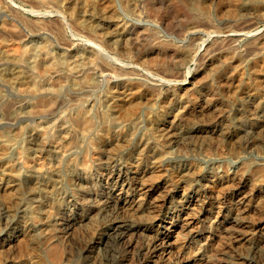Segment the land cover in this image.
Wrapping results in <instances>:
<instances>
[{
	"label": "rangeland",
	"instance_id": "1",
	"mask_svg": "<svg viewBox=\"0 0 264 264\" xmlns=\"http://www.w3.org/2000/svg\"><path fill=\"white\" fill-rule=\"evenodd\" d=\"M111 2L112 12L104 6L106 0H6L0 6V30L3 22L9 23V29L0 31V42L3 45L0 46V138L2 136L3 139L5 136L3 141L9 144L7 151L10 154H7L11 160H16L20 151L25 152L29 158L38 154L36 148H40L37 144H39L40 131L45 130L43 128L47 130L45 135L50 136H47L42 150V154L49 157L47 167L39 174H28L20 180L16 179L13 182L16 185L9 190V193L0 187V207L8 202L11 208L7 214L5 211L1 212L0 208V241L6 237L3 246L5 249L0 246V264H32L33 262L35 264L38 260L43 264H169L180 257L193 258L195 264H245L250 257L251 259L255 257L257 250L255 248L262 246L259 244L261 236L264 235V185H262L264 180H261L264 178V63L261 65L264 62L262 60L264 59V0H112ZM122 27L128 33L121 31ZM95 28L105 32H114L116 29L115 33H117L115 35L112 33L110 36L118 41L115 40L112 48L109 47L105 39L94 33ZM130 39L134 41L136 39V42ZM122 42L129 43L130 51L119 64L122 63V66L124 64L126 72L132 70L131 73L115 72L114 76L111 71L93 66L94 68L89 70L93 71L99 80L86 82L83 73L78 80L75 72L71 71V73L68 69L76 55H83L85 51L94 48L96 52L99 51L97 56L99 60L102 59L100 61L108 59L113 65L116 63L115 58H111L115 50L113 47L122 46ZM26 45L32 48V54L29 53L32 56L18 57L21 58L20 61L6 56L7 48L9 51L11 47L17 46L19 54L29 48ZM184 46L199 50L202 57L186 65H167L165 58H169V55L172 58L171 54L175 55L176 50ZM12 52L15 51L12 49ZM40 52L41 54L45 52V55H40ZM49 55L53 56L55 61L60 58L61 62L67 61L64 62L66 69L59 70L60 72L55 70L54 65L50 64ZM137 55L139 58L136 57ZM38 56L46 58L44 60L47 64L46 74L30 68L29 61ZM151 56L162 60L149 61ZM232 56L240 60L235 57L233 59ZM210 58L213 59L212 66L209 65ZM240 62L242 63L239 65L235 64ZM230 66H239V75L241 74V78L237 75L236 80L240 79L233 83L234 87L233 85L227 87L222 81ZM17 70L24 74L19 75L16 73ZM99 71L101 73L97 75ZM29 73L34 75L36 81L38 80L37 84L41 86L39 91L23 89L26 87L25 79ZM74 80L82 82L84 86L73 84ZM163 80L165 85L154 86V82L159 84L158 82L163 83ZM113 82L117 86L113 88L114 90L111 88ZM249 83L253 86L251 87ZM180 85L185 88L183 91L175 95L168 94V89L173 90ZM122 92H129L132 93L130 95L137 97L140 101L139 107L126 105L123 109L120 107L117 109L115 103L119 97L114 94L118 95ZM33 102L38 106L33 105ZM87 106L88 109L91 106L90 111L92 115L94 114L95 129L93 128L92 132L86 135L87 137L82 138L72 126L70 118L81 108L86 110ZM175 115L179 116L177 119L180 118L179 122L177 121L179 124L177 128L170 125V120ZM186 117L189 119L188 122ZM161 123H163L164 135L169 139L166 143L155 138L156 129ZM67 125L68 129H66ZM193 127H200L201 133L191 131ZM66 135L68 138L72 137L69 141H74L75 137H78V140L65 149L67 152L64 157H59L54 154L53 146ZM221 136L222 139H219ZM51 142L54 143L50 144ZM95 150L98 152L96 153ZM87 157L90 163L85 169L82 163ZM1 164L0 162V184L3 185L8 178H12L3 171L4 163ZM112 168L115 169L117 176L110 179L106 172ZM146 168L147 170H144ZM150 169H156L152 172L153 175L155 174L153 180L163 183L155 189L153 196L159 199L168 195L170 198V202L168 201L162 208L164 210L162 216H168L169 221L177 220L180 225L183 218L180 216L190 205L187 202L189 196L184 194L185 189L180 190L179 187L181 184L186 187L187 182L185 183L184 180L189 179V183H195L199 189L194 192L192 198H196L197 201L192 209H188L191 213L189 215L194 219L184 228L186 230L182 228L177 229V232L173 230L169 240L171 250L168 248L170 251L168 254L162 249L163 244L160 239L162 236L158 235L159 221L154 222V227L157 228L133 236L132 239L136 242L134 246L129 247L121 242L120 228L115 231L118 236L113 231L100 244L99 238L105 234L104 231H108L109 224L113 220H124L122 223L124 225L127 222L131 223L130 225H138L151 215V212L147 213L150 211L149 208L145 211L148 215L143 214L144 216H139L140 211L135 214L127 208L130 214L125 212V207L117 197L122 195L121 197L125 198L135 194L134 182L143 172L147 171L146 173L151 176L152 173H148ZM125 171L127 182L123 183L120 182L118 175L125 174ZM225 171H229L232 177L228 179L222 177ZM146 173L145 176H148ZM84 174L87 175V179L79 181ZM120 187H123L122 190ZM77 197H85L87 200V206L84 204L85 207L83 206L78 212L74 204ZM118 204L120 207L114 206ZM88 207L90 209L94 207L92 213L91 210L87 212ZM57 212L61 218L57 216ZM231 216L233 218L236 216L235 218L239 220H236L234 225L223 226V221L233 219ZM67 221H74L76 226L71 225L68 229ZM147 221L149 220L144 222ZM62 226L67 227L65 228L67 231H63ZM66 232H70L67 234L69 236H65ZM157 241L161 242V245ZM8 244L11 245L7 247ZM52 244H57L61 249L59 260L54 258V248L50 249ZM261 250L264 258V245Z\"/></svg>",
	"mask_w": 264,
	"mask_h": 264
},
{
	"label": "bare ground",
	"instance_id": "2",
	"mask_svg": "<svg viewBox=\"0 0 264 264\" xmlns=\"http://www.w3.org/2000/svg\"><path fill=\"white\" fill-rule=\"evenodd\" d=\"M91 1V0H90ZM112 0H106V5H104V6H106V9L110 12L111 10L113 11V8H112V2H111ZM3 2H6V0L4 1H2V0H0V6L3 4ZM10 2V1H9ZM241 2V1H240ZM239 3V2H238ZM248 3V2H247ZM114 4V3H113ZM200 4V3H199ZM235 4H236V1H235ZM243 4V3H242ZM7 6V5H6ZM93 6V5H92ZM242 6V5H241ZM86 7V6H85ZM183 7V6H182ZM13 8V7H12ZM233 8V7H232ZM242 8V7H241ZM91 10V9H90ZM84 11V10H83ZM106 11V10H105ZM111 11V12H112ZM15 12V11H14ZM85 12V11H84ZM107 13V12H106ZM187 14H189V13H187ZM255 14V13H254ZM257 14V13H256ZM18 16H20V15H18ZM89 16V15H88ZM106 16V15H105ZM112 17V16H111ZM19 18V17H18ZM56 18V17H55ZM109 18V17H108ZM11 19V18H10ZM27 19V18H26ZM122 20V19H121ZM23 21V20H22ZM96 22V21H95ZM103 22V21H102ZM118 22V21H117ZM49 23V22H48ZM55 23V22H54ZM112 24V23H111ZM115 24H116V22H115ZM118 24V23H117ZM121 24V23H120ZM21 25V24H20ZM29 25V24H28ZM40 25V24H39ZM41 25L43 26V24L41 23ZM123 25V24H122ZM12 26H13V24H12ZM44 26H46V25H44ZM117 26V25H116ZM119 26V25H118ZM41 27V26H40ZM115 27V26H114ZM123 27H124V25H123ZM122 27V30L121 31H123L124 30V28ZM125 27H126V24H125ZM242 27V26H241ZM16 28H17V26H16ZM19 28V27H18ZM37 28V27H36ZM45 28V27H44ZM53 28V27H52ZM97 28V27H96ZM94 29V33L97 35V36H101L102 37V39H105V41L107 42V44H108V46L109 47H111L112 45H114L115 44V40H117V39H115V40H113V38H115V37H113V36H110L112 33H113V35H115L116 33H115V30H114V32L113 31H99V30H97V29ZM117 28V27H116ZM7 30V29H9V23L7 22L6 23V21L5 22H3V24H2V27H1V30ZM78 29V28H77ZM100 29V28H99ZM105 29V28H104ZM109 29V28H108ZM107 28H106V30H108ZM118 29V28H117ZM119 29H121V28H119ZM126 29V28H125ZM0 30V31H1ZM15 30V29H14ZM111 30H113V29H111ZM128 30V29H127ZM26 31V30H25ZM124 31H126V30H124ZM9 32H11V31H9ZM119 32V31H118ZM131 32V31H130ZM195 32V31H194ZM238 32V31H237ZM121 33H123V32H121ZM126 33H128L127 31H126ZM133 33V32H132ZM120 36H121V34H119ZM193 35V34H192ZM195 35V34H194ZM261 35V34H260ZM24 36V35H23ZM134 36V35H133ZM133 36H131V37H133ZM100 37V38H101ZM122 37V36H121ZM120 37V38H121ZM126 37V36H125ZM128 37V36H127ZM194 37V36H193ZM231 37V36H230ZM4 38V37H3ZM18 38V37H17ZM16 38V39H17ZM119 38V37H118ZM130 38V37H129ZM136 38V37H135ZM19 39V38H18ZM232 39V38H231ZM11 40V39H10ZM98 40V39H97ZM130 40H132V39H130ZM15 41V40H14ZM118 41V40H117ZM121 41H122V39H121ZM132 41H134V40H132ZM8 42V41H7ZM102 42V41H101ZM125 42H127L126 40H125ZM136 42V39H135V41H134V43ZM194 42V41H193ZM223 42V41H222ZM230 42V41H229ZM13 43V42H12ZM123 43V42H122ZM133 43V44H134ZM8 44V43H7ZM97 44V43H96ZM106 44V45H107ZM125 44V45H124ZM130 44H131V42H130ZM220 44V43H219ZM2 45V42H0V46ZM30 45V44H29ZM36 45V44H35ZM38 45H40V43L38 44ZM95 45V44H94ZM102 45V44H101ZM3 46V45H2ZM27 47H29L28 45H26ZM248 46H250V45H248ZM255 46V45H254ZM260 46V45H259ZM15 47V48H14ZM90 47V46H89ZM187 47H188V45H187ZM262 47V46H261ZM18 48L19 47H17V46H13V47H11V49L8 51V48H7V57L9 58V56L11 57V58H13L14 60L15 59H19L18 57H29L31 54H32V48H27L26 50H23L22 52H20L19 54H18V52L17 51H19L18 50ZM24 48V47H23ZM39 48V47H38ZM44 48V47H43ZM91 48H92V46H91ZM96 48H97V46H96ZM101 48V47H100ZM112 48V47H111ZM135 48V47H134ZM230 48V47H229ZM254 48V47H253ZM12 49H13V51H15L14 53L12 52ZM20 49H22V48H20ZM108 49H110V48H108ZM113 49H115L114 50V52H115V54H114V52L112 53L113 55L111 56V58L113 57V58H115V60H116V63L115 64H113L112 65V63H110V60L108 61V59L107 60H104V61H100V60H102V59H98V54H99V51L98 52H96L95 51V48H94V50H87V51H85L84 52V54L83 55H79V56H77L75 53V55H76V57H75V59H74V61H73V63H72V65H71V67L70 68H68L69 70H70V72L72 71V72H75V74L77 75V78L78 77H80L81 76V74L83 73V77H85V79H87V81L86 82H91V81H98L99 79H97V77H95V75H94V73H93V71L92 72H90V70H89V68L91 69L93 66L95 67V66H98L99 68H101V70H106V71H111V73L113 72V74L115 73V72H119V74H121V73H127L126 71H124V70H126V68H124V64H123V66H122V63L121 64H119L120 62H122V58H124V56L125 55H127V54H129V51H130V47H129V43H123V45L122 46H114L113 47ZM36 50H38V49H35V51ZM112 50V49H111ZM235 50V49H234ZM49 51V50H48ZM104 51H106V50H104ZM108 51V50H107ZM134 51V50H133ZM204 51H206V50H204ZM210 51V50H209ZM217 51V50H216ZM228 51V50H227ZM34 52V51H33ZM162 52V51H161ZM174 52V51H173ZM247 52V51H246ZM29 53H31V54H29ZM35 53V52H34ZM45 53V52H44ZM44 53H42V54H44ZM47 53H49V52H47ZM102 53V52H101ZM146 53V52H145ZM172 53V52H171ZM211 53H212V51H211ZM214 53V52H213ZM228 53V52H227ZM1 54H3V53H1ZM17 54V55H16ZM37 54V53H36ZM41 54V52H40V55H42ZM106 54V53H105ZM104 54V55H105ZM135 54V53H134ZM201 52L199 51V50H196V49H191V47H189V48H186V46H184V48H181V49H178V50H176V54L174 55V54H171L172 55V58L170 57V55H169V58H165V59H167V60H165V62H166V64L167 65H172V66H176V65H186V63H188V62H193V61H196L199 57H202L201 55ZM203 54V53H202ZM18 55H20V56H18ZM45 55V54H44ZM47 55V54H46ZM131 55V54H130ZM163 55V54H162ZM205 55V54H204ZM210 55V54H209ZM224 55V54H223ZM228 55V54H227ZM32 56V55H31ZM43 56V55H42ZM55 56V55H54ZM167 56V55H166ZM230 56V55H229ZM239 56V55H238ZM45 57H47V56H45ZM57 57V56H56ZM60 57H62L63 58V56H60ZM101 57V56H100ZM128 57V56H127ZM137 58H139L138 57V55L136 56ZM147 57V56H146ZM163 57H164V55H163ZM168 57V56H167ZM224 57H225V55H224ZM223 57V58H224ZM233 57H235V56H232V58ZM245 57V56H244ZM3 58V57H2ZM49 61H50V64L51 65H54V67L56 68L55 70H57V71H61L62 69H66V67H65V65H64V62L65 63H67V61H64V62H61V58L60 59H58L57 61H55V59H54V57L53 56H51V55H49ZM143 58V57H142ZM171 58V59H170ZM204 58V57H203ZM212 58V57H211ZM211 58L209 59V60H211ZM215 58V57H214ZM219 58H221V56H219ZM225 58H227V59H229L227 56L225 57ZM236 58V57H235ZM235 58H233V59H235ZM21 59V58H20ZM20 59H19V61H20ZM23 59V58H22ZM141 59V58H140ZM149 61H157V60H159L160 58H158V57H152L151 56V58L149 57ZM237 59V58H236ZM239 59V58H238ZM237 59V60H238ZM25 60V59H24ZM29 60V59H28ZM44 60H46V58L44 59L43 57H41V56H38V57H36L34 60H33V58L31 59V61H29V65H30V68L31 69H35V71H38V72H40L41 74L44 72L45 73V71L47 70V64L45 63V61ZM113 60V59H112ZM111 60V61H112ZM160 60H162V58L160 59ZM164 60V59H163ZM204 60V59H203ZM237 60H236V62H237ZM240 60V59H239ZM238 60V61H239ZM253 60V59H252ZM262 60H264V59H262ZM22 61V60H21ZM136 61V60H135ZM199 61V60H198ZM217 61V60H216ZM225 61V60H224ZM255 61V60H254ZM47 62V61H46ZM113 62V61H112ZM202 62V61H201ZM210 62V64L209 63H207V64H209V65H211L212 63H213V59L211 60V61H209ZM226 63H227V61H225ZM224 62V63H225ZM80 63H81V65H84L85 64V66H81L80 65ZM242 62H240V63H235V64H241ZM263 63L264 62H262V64L261 65H263ZM17 64V63H16ZM69 64V63H68ZM221 64H222V62H221ZM227 64H229V63H227ZM226 64V65H227ZM231 64V63H230ZM234 64V63H233ZM232 64V65H233ZM24 65H26V64H24ZM50 65V66H51ZM78 65H80V66H78ZM146 65V64H145ZM225 65V64H224ZM255 65V64H254ZM16 66V65H15ZM49 66V67H50ZM69 66V65H68ZM208 66V65H207ZM212 66V65H211ZM222 66V65H221ZM258 66V65H257ZM20 67V66H19ZM48 67V68H49ZM53 67V66H52ZM93 67V68H94ZM138 67H140V66H138ZM216 67V66H215ZM238 67L239 66H230V69L226 72V70H225V72H226V74H225V76H224V78L222 79V81H224L223 82V85H225V86H227V87H232V85H233V83L235 82V81H239V79L241 78L240 76H241V74L239 75V69H238ZM240 67H244L243 65L241 66L240 65ZM254 67V66H253ZM263 67V66H262ZM14 68H16V67H14ZM116 68H118V69H116ZM136 68V67H135ZM222 68V67H221ZM52 69V68H51ZM96 69V68H95ZM132 69H134V68H132ZM172 69V68H171ZM222 69H224V68H222ZM226 69V68H225ZM69 70H67V71H69ZM82 70H84L83 72H82ZM88 70V71H87ZM242 69H240V71H241ZM254 71H255V69H253ZM258 70H259V68H258ZM257 69H256V71H258ZM262 69H260V71H261ZM16 71V70H15ZM59 71V72H60ZM132 71V70H131ZM131 71H129L130 73H131ZM134 71V70H133ZM139 71V70H138ZM168 71V70H167ZM167 71H166V74H167ZM170 71V70H169ZM224 71V70H223ZM248 71V70H247ZM55 72V71H54ZM63 72V71H62ZM71 72V73H72ZM104 72V71H103ZM128 72V73H129ZM213 72V71H212ZM242 72V71H241ZM244 72H246V71H244ZM263 72V71H262ZM16 73H18L19 75H23L24 73H22L21 74V72L19 71V70H17V72ZM33 73V72H32ZM32 73H29L27 76H26V79H25V84H26V87H24L23 89H25V90H27V91H39L41 88V86H40V84L38 85L37 84V81L34 79V75L32 74ZM65 73V72H64ZM67 73V72H66ZM99 73H101L100 71L98 72V74L97 75H100ZM105 73V72H104ZM103 73V74H104ZM107 73V72H106ZM133 73H135V72H133ZM132 73V74H133ZM172 73V72H171ZM259 73V72H258ZM261 73V72H260ZM46 74V73H45ZM112 74V75H113ZM116 74H118V73H116ZM243 74V73H242ZM246 74V73H245ZM255 74V73H254ZM257 74V73H256ZM261 74H263V73H261ZM167 75H169V73L167 74ZM237 75L240 77H238L239 79L238 80H236V77H237ZM64 76V75H63ZM114 76H115V74H114ZM118 76V75H117ZM121 76V75H120ZM223 76V75H222ZM250 76V75H249ZM21 77V76H20ZM82 77V78H83ZM125 77V76H124ZM243 77H245V76H243ZM243 77H242V80H244L243 79ZM257 77H259V76H257ZM40 78V77H39ZM118 78V77H117ZM254 78V77H253ZM256 78V77H255ZM261 78V77H260ZM260 78H259V80H260ZM49 79H51V78H49ZM80 78H78V80H79ZM221 79V78H220ZM219 79V80H220ZM40 80H42V79H40ZM55 80V79H54ZM60 80V79H59ZM64 80V79H63ZM165 80V79H164ZM164 80H163V83L162 82H158L159 84H157V83H155L154 82V86H157V85H165L164 84ZM172 80V79H171ZM210 80H211V78H210ZM241 80V81H242ZM251 80V79H250ZM256 80V79H255ZM258 80V79H257ZM83 81V80H82ZM121 81V80H120ZM161 81V80H160ZM166 81V80H165ZM217 81V80H216ZM245 81V80H244ZM252 81H254V80H252ZM16 82H18V81H16ZM20 82V81H19ZM41 82V81H40ZM84 82V81H83ZM122 82V81H121ZM204 82V81H203ZM221 82V81H220ZM262 82V81H261ZM23 83V82H22ZM52 83V82H51ZM73 83V82H72ZM82 82H78V81H75L74 80V83L73 84H75V85H79V87H80V85H82L81 84ZM85 83V82H84ZM114 83V82H113ZM113 83H111V85L113 84ZM118 83V82H117ZM116 83V84H117ZM128 83V82H127ZM138 83V82H137ZM236 83V82H235ZM247 83V82H246ZM53 84V83H52ZM212 84V83H211ZM219 84V83H218ZM222 84V83H221ZM239 84V83H238ZM253 84V83H252ZM261 84V83H260ZM115 85V83L113 84V86L111 87L112 89L114 88L115 89V87H117L116 85ZM125 85V84H124ZM123 85V86H124ZM138 85V84H137ZM140 85V84H139ZM153 85V84H152ZM196 85V84H195ZM249 85H250V83H249ZM262 85V84H261ZM264 85V84H263ZM62 86V85H61ZM60 86V87H61ZM82 86H84V85H82ZM127 86V85H126ZM150 86V85H149ZM153 86V87H154ZM205 86V85H204ZM224 86V87H225ZM235 85H233V87H234ZM251 86V85H250ZM250 86H249V89H251L250 88ZM253 86V85H252ZM251 86V87H252ZM255 86V85H254ZM22 87V86H21ZM136 87V86H135ZM162 87V86H161ZM222 87V86H221ZM243 87V86H242ZM245 87V86H244ZM243 87V88H244ZM248 87V86H247ZM55 88V87H54ZM78 88V87H77ZM82 88V87H81ZM110 88V89H111ZM143 88V87H142ZM174 88V87H173ZM254 88V87H253ZM252 88V89H253ZM256 88V87H255ZM57 89V88H56ZM113 89V90H114ZM118 89V88H117ZM130 89V88H129ZM133 89V88H132ZM136 89V88H135ZM152 89V88H151ZM185 88L182 86V85H180V87H177V88H175V89H173V90H171V89H168V94H172V95H175V94H178L179 92H181V91H183ZM87 90V89H86ZM107 90V89H106ZM149 90H150V88H149ZM187 90V89H186ZM221 90H223V89H221ZM260 90V89H259ZM65 91V90H64ZM127 91H129L130 92V90H127ZM152 91V90H151ZM157 91V90H156ZM165 91V92H166ZM206 91H208V90H206ZM235 91V90H234ZM128 92V93H129ZM135 92V91H134ZM226 92H228V91H226ZM225 92V93H226ZM264 92V91H263ZM36 93V92H35ZM86 93V92H85ZM114 93V92H113ZM120 93V92H119ZM118 93V95H115L114 94V96H118L119 98L116 100V102L117 103H115V104H117V106H118V108L117 109H120V108H122L123 109V107L124 106H126V105H129L130 107L132 106V107H135V106H138L139 104H140V101H139V99L137 100V97H135V96H133V95H130V94H132V93H125V92H122V94H119ZM147 93V92H146ZM156 93V92H155ZM209 93V95H210V92H208ZM234 93V92H233ZM232 93V94H233ZM243 93V92H242ZM37 94V93H36ZM167 94V93H166ZM181 94V93H180ZM231 94V93H230ZM255 94V93H254ZM24 95V94H23ZM144 95V94H143ZM182 95H184L183 94V92H182ZM191 95V94H190ZM206 95H208V94H206ZM212 95V94H211ZM217 95V94H216ZM257 95V94H256ZM37 96H38V94H37ZM39 96H42V95H39ZM111 96H112V94H111ZM110 96V97H111ZM139 96V95H138ZM141 97H142V95H140ZM145 96V95H144ZM194 96V95H193ZM192 96V97H193ZM226 96V95H225ZM56 97V96H55ZM181 97V96H180ZM191 97V98H192ZM196 98H197V95L195 96ZM199 97V96H198ZM208 97V96H207ZM213 97V96H212ZM231 97L233 98V95H231ZM67 98V97H66ZM114 98H116V97H114ZM140 98V97H139ZM229 98H230V96H229ZM49 99H51V98H49ZM55 99V98H54ZM165 99V98H164ZM201 99V98H200ZM233 99H235V98H233ZM45 100V99H44ZM112 100V99H111ZM114 100V99H113ZM192 100H193V98H192ZM196 100V99H195ZM229 100V99H228ZM232 100V99H231ZM247 100V99H246ZM252 100V99H251ZM46 101V100H45ZM51 101V100H50ZM103 101V100H102ZM108 101V100H107ZM199 101V100H198ZM220 101V100H219ZM232 101H234V100H232ZM241 101V100H240ZM52 102V101H51ZM50 102V103H51ZM98 102V101H97ZM160 102V101H159ZM224 102V101H223ZM228 102V101H227ZM34 103V102H33ZM39 103H42L43 104V102H39ZM46 103V102H45ZM49 103V104H50ZM114 103V102H113ZM195 103V102H194ZM205 103H207V102H205ZM204 103V104H205ZM36 104H37V101H36ZM42 104H39V105H42ZM47 104V103H46ZM52 104V103H51ZM67 104V103H66ZM82 104V103H81ZM86 104H88V102L86 103ZM90 104V103H89ZM96 104V103H95ZM251 104H252V102H251ZM33 105H35V103L33 104ZM32 105V106H33ZM55 105V104H54ZM92 105V104H91ZM94 105V104H93ZM199 105V104H198ZM242 105V104H241ZM23 106V105H22ZM30 106V105H29ZM36 106V105H35ZM38 106V105H37ZM36 106V107H37ZM53 106V105H52ZM51 106V107H52ZM101 106V105H100ZM191 106V105H190ZM204 106V105H203ZM220 106V105H219ZM221 106H223V105H221ZM35 107V108H36ZM42 107V106H41ZM44 107H45V105H44ZM43 107V108H44ZM48 107V106H47ZM57 107V106H56ZM115 107V106H114ZM120 107V108H119ZM139 107V106H138ZM150 107V106H149ZM196 107V106H195ZM202 107V106H201ZM201 107H199V108H201ZM32 108V107H31ZM39 108V107H38ZM61 108V107H60ZM137 108V107H136ZM198 108V109H199ZM214 108V107H213ZM202 109H203V107H202ZM224 109V108H223ZM253 109H255L254 107H253ZM252 109V110H253ZM75 110H77V109H75ZM91 110V106H90V108L88 109V106H87V108H86V110H82V108L77 112V114H75L72 118H70V120H71V122H72V126L73 127H75V130L76 131H78V134L80 133V135L82 136V138H84V136H86V135H88L89 133H91L92 132V130H93V128H94V126H95V122H94V114L92 115V112L90 111ZM193 110H194V107H193ZM34 111H36L37 112V110H34ZM53 111V110H52ZM61 111V110H60ZM70 111V110H69ZM68 111V112H69ZM121 111V110H120ZM173 111V110H172ZM187 111V110H186ZM192 111V110H191ZM198 111V110H197ZM200 111V110H199ZM256 111V110H255ZM38 112H40V111H38ZM37 112V113H38ZM42 112V111H41ZM194 112V111H193ZM196 112V111H195ZM194 112V113H195ZM207 112V111H206ZM257 112V111H256ZM27 113V112H26ZM127 114H128V112H126ZM253 113V112H252ZM264 113V112H263ZM29 114V113H28ZM53 114V113H52ZM99 114V113H98ZM118 114V113H117ZM204 114V113H203ZM38 115V114H37ZM104 115V114H103ZM174 115V114H173ZM177 115V114H176ZM176 115L173 117V119L172 120H170V125H173V127L175 126L176 128L179 126V124L177 123V121H178V119L180 120V118H178L177 119V117H179V116H177L176 117ZM196 115H198V114H196ZM195 115V116H196ZM217 115V114H216ZM250 115H253V114H250ZM10 116V115H9ZM96 116V115H95ZM182 116V115H181ZM253 116H255V115H253ZM71 117V116H70ZM131 117V116H130ZM138 117V116H137ZM239 117V116H238ZM237 117V118H238ZM256 117V116H255ZM259 117V116H258ZM133 118V117H132ZM187 119H186V122H188V117H186ZM191 118V117H190ZM251 118V117H250ZM139 119V118H138ZM193 119V118H192ZM195 119H197V118H195ZM262 119V118H261ZM55 120V119H54ZM65 120V119H64ZM191 120V119H190ZM225 120V119H224ZM244 120V119H243ZM56 121V120H55ZM117 121V120H116ZM216 121V120H215ZM227 121V120H226ZM179 122V121H178ZM190 122V121H189ZM56 123V122H55ZM65 123V122H64ZM99 123V122H98ZM160 123V122H159ZM165 123V122H164ZM198 123V122H197ZM253 123V122H252ZM190 124V123H189ZM192 124V123H191ZM48 125H49V123H48ZM56 125V124H55ZM101 125H103V124H101ZM194 125H195V123H194ZM185 126V125H184ZM187 126V125H186ZM185 126V127H186ZM192 126V125H191ZM201 126V125H200ZM22 127H23V125H22ZM100 127V126H99ZM170 127V126H169ZM185 127H184V129H185ZM188 127V126H187ZM245 127V126H244ZM262 127H263V125H262ZM54 128V127H53ZM165 128H168V127H165ZM176 128H173V129H176ZM183 128V127H182ZM200 128V127H199ZM198 127H193V128H191V131H196V133H201V130L199 129ZM223 128V127H222ZM226 128V127H225ZM4 129V128H3ZM31 129V128H30ZM43 129H45V130H43V131H40V138H39V144H37V145H39V147L40 148H36V152H38V154H36V155H34V156H32V157H28V156H26L25 155V152H22V151H20V154H19V157H17V159L16 160H11L10 158H9V155L7 154V153H9L7 150H9L8 149V146H7V144H8V142H4L3 141V139L5 138V136H3L4 138L3 139H1L2 138V136H1V138H0V162L3 164L4 163V165H3V168H4V172H7L6 174L7 175H9V177H11L12 179H10V178H8V180L7 179H5V183L3 184V185H1L0 187H1V189H3V191H6V192H8L9 193V190L10 189H12V188H14L15 187V185L16 184H13V182H15V180L17 179V180H20V179H22V178H24L25 177V175H35L36 173H40L41 171H43V168H45V167H47V163L49 164V157H48V155H45L44 156V154H42V150H44V143H45V140H46V138H47V136L48 135H45L46 134V132H47V130H46V128H43ZM57 129V128H56ZM66 129H68V125H67V128ZM95 129V128H94ZM170 129H171V127H170ZM254 129V128H253ZM157 132H156V134H155V138L157 139V140H164V141H162L163 143H166V142H168L169 141V139L168 138H166L165 137V135H164V132H163V130H164V127H163V123H161V124H158V127H157ZM166 130V129H165ZM169 130V129H168ZM215 130V129H214ZM217 130V129H216ZM215 130V131H216ZM239 130V129H238ZM62 131V130H61ZM60 131V132H61ZM68 131V130H67ZM100 131V130H99ZM109 131V130H108ZM181 131V130H180ZM212 131V130H211ZM231 131V130H230ZM252 131V130H251ZM59 132V131H58ZM69 132V131H68ZM67 132V133H68ZM118 132V131H117ZM173 132V131H172ZM183 132V131H182ZM260 132V131H259ZM56 133V132H55ZM67 133H65V134H67ZM77 133V132H76ZM108 133V132H107ZM106 133V134H107ZM144 133V132H143ZM167 133V132H166ZM255 133V132H254ZM262 133V132H261ZM19 134V133H18ZM51 134V133H50ZM54 134V133H53ZM97 134V133H96ZM113 134V133H112ZM115 134V133H114ZM149 134V133H148ZM263 134V133H262ZM55 135V134H54ZM68 135V134H67ZM67 135L61 140L60 138H58V139H60V140H58V141H56L55 142V139H54V142H51L50 144H53L54 143V146H53V152H54V154L55 155H57V156H59V157H64L65 155H66V148H69L71 145H72V143L76 140H78L77 138L78 137H75V140L74 141H69V139L70 138H72V137H70V138H68L67 137ZM108 135V134H107ZM115 135H117V133L115 134ZM207 135V134H206ZM259 135V134H258ZM56 136V135H55ZM71 136V135H70ZM80 136V137H81ZM102 136V135H101ZM100 136V137H101ZM48 137H50V136H48ZM63 137V136H62ZM87 137V136H86ZM93 137V136H92ZM117 137V136H116ZM115 137V138H116ZM179 137V136H178ZM255 137V136H254ZM260 137V136H259ZM82 138L80 139L79 138V140H82ZM99 138V137H98ZM114 138V137H113ZM112 138V139H113ZM118 138H119V136H118ZM170 138V137H169ZM10 139V138H9ZM14 139V138H13ZM103 139V138H102ZM111 139V138H110ZM219 139H222V136H221V138H219ZM227 139V138H226ZM95 140V139H94ZM94 140H92V141H94ZM141 140V139H140ZM9 141V140H8ZM49 141H50V139H49ZM60 141V142H59ZM75 141V142H76ZM96 141V140H95ZM113 141V140H112ZM116 141V140H115ZM159 141V142H160ZM13 142V141H12ZM33 142V141H32ZM35 142V141H34ZM91 142V141H90ZM111 142V141H110ZM92 143V142H91ZM105 143V142H104ZM174 143V142H173ZM140 144V143H139ZM9 145V144H8ZM13 145V144H12ZM47 145H48V143H47ZM138 145V144H137ZM51 146V145H50ZM49 146V147H50ZM11 147V146H10ZM48 147V146H47ZM164 147V146H163ZM12 149V148H11ZM50 149H52V148H50ZM96 149V148H95ZM22 150V149H21ZM99 150V149H98ZM102 150V149H101ZM51 151V150H50ZM93 151V150H92ZM96 151V150H95ZM45 152V151H44ZM98 151H96V153H97ZM128 152V151H127ZM95 153V152H94ZM137 153V152H136ZM10 154V153H9ZM12 154V153H11ZM18 154V153H17ZM71 154V153H70ZM81 154V153H80ZM163 154V153H162ZM54 155V156H55ZM96 155V154H95ZM99 155V154H98ZM134 156V155H133ZM158 156V155H157ZM135 157V156H134ZM53 158V157H52ZM148 158V157H147ZM152 158V157H151ZM59 159V158H58ZM61 159V158H60ZM129 159V158H128ZM137 159V158H136ZM84 161H83V165L82 166H84V168L86 169L89 165V158L87 157V158H85V159H83ZM63 161V160H62ZM140 161V160H139ZM142 161V160H141ZM129 162V161H128ZM138 162V161H137ZM97 163V162H96ZM136 163V162H135ZM139 163V162H138ZM1 164V165H2ZM53 164V163H52ZM78 164V163H77ZM134 164V162L132 163V165ZM81 166V167H82ZM95 166V165H94ZM91 167V166H90ZM111 167V166H110ZM122 167V166H121ZM124 167H126V166H124ZM225 167V166H224ZM119 168V167H118ZM135 168V167H134ZM223 168V167H222ZM91 169V168H90ZM123 169V168H122ZM122 169H120V170H122ZM125 169V168H124ZM136 169V168H135ZM139 169H140V167H139ZM45 170V169H44ZM102 170V169H101ZM108 170V169H107ZM119 170V171H120ZM130 170V169H129ZM138 170V169H137ZM144 170H147V168L146 169H144ZM156 170V169H155ZM155 170H152V169H150V170H148L149 172L148 173H152V172H154ZM47 171V170H46ZM118 171V170H117ZM138 171H140V170H138ZM234 171V170H233ZM1 172V171H0ZM121 172V171H120ZM134 173L136 172V171H133ZM147 172V171H146ZM146 172H143L142 174H141V177L136 181V182H134V181H132V182H134V184H133V187H134V190H135V194H133V195H131V196H129V197H125V198H123V197H121L120 195H118L117 197H118V200H120L121 202H122V204H123V207H125V209L124 210H126L125 212H128L129 210H130V212H132V213H138L139 211H140V213H139V216H142L143 214H145V211L146 210H148V208H149V212H147V213H150L151 212V215H149L145 220H149V221H147V222H144L145 220L144 219H142V220H144L143 222H142V224H139L138 223V225L136 224H132V225H130V224H128L129 222H127V220H126V222H127V224L126 225H124V224H122L123 222H124V220H121V219H115V220H113L112 221V223L111 224H109L110 225V227L108 228L107 226V232H105L104 231V235L102 236L101 235V237L99 238V243L100 242H103L105 239H107V236H109V235H111L112 234V232L114 231V233H115V231H117L119 228L122 230V232H119L118 234H119V238H120V240H121V242L123 241L125 244H127L129 247H131V246H134V244L136 243V242H134L135 240H133L134 239V237L133 236H135V235H139V234H143V232H145V231H147V230H150V229H153V228H157V227H154V222H156V221H159V223H158V228H159V230H158V235H160V236H162L160 239L162 240L161 242H162V244H163V247H162V249L166 252V254H168V251H169V246H170V244H171V242H169V240L171 239V236H172V233H173V230L174 231H176L177 229H179V228H182V229H184V228H186L187 227V225H189L192 221V219H194L191 215H189V214H191V213H189L188 212V209H192V206L194 205L195 206V203H196V198H192L193 197V194H194V192L196 191H198V189L199 188H197V186L195 185V183H189V179L186 181V180H184L185 181V183L187 182V185H186V187H184V184H181V187H179V189L180 190H182V188L183 189H185V193L184 194H186V196H189V201H187L188 202V204L190 205L189 207H188V209L187 210H185V212H183V214L180 216V217H183L182 218V223H181V225L179 224V223H177V220H168L167 219V217L164 215V216H162V212L164 211L162 208H164V205H166L167 203H168V201H169V196L168 195H164L162 198H155L154 196H153V193H154V191H156L155 189L156 188H158L160 185H162L163 183L161 182V181H159V182H155V180H153V176L155 175H153V173L151 174V176L150 175H148ZM157 172V171H156ZM48 173V172H47ZM46 173V174H47ZM145 173H146V175H148V176H145ZM238 173V172H237ZM187 174H189V172L187 173ZM106 175H107V177H109L110 179H112V178H116V172H115V169L114 168H112V169H109L107 172H106ZM126 171H125V174L124 173H120L119 175H118V178H119V180H120V182H125L126 181ZM134 175V174H133ZM240 175V174H239ZM24 176V177H23ZM43 176V175H42ZM79 176V175H78ZM130 176V175H129ZM132 176V175H131ZM6 177V176H5ZM107 177H105V178H107ZM133 177V176H132ZM135 177V176H134ZM149 177H152V179H149ZM222 177H225V178H231L232 177V175L229 173V171H225L224 173H223V176ZM128 178V177H127ZM3 179V178H2ZM29 179V178H28ZM32 179V178H31ZM30 179V180H31ZM35 179V178H34ZM87 179V175L86 174H84L81 178H80V180L79 181H85ZM108 179V178H107ZM130 179H131V177H130ZM41 180V179H40ZM46 180V179H45ZM106 180V179H105ZM129 180V179H128ZM134 180H136V179H134ZM162 180V179H161ZM199 180V179H198ZM261 180H264V178L263 179H261ZM32 181V180H31ZM109 181V180H108ZM113 181V180H112ZM184 181H183V183H184ZM192 181V180H191ZM190 181V182H191ZM195 181V180H194ZM33 182V181H32ZM127 182V181H126ZM262 182V181H261ZM117 183V182H116ZM130 183V182H129ZM249 183H250V181H249ZM31 184V183H30ZM37 184V183H36ZM205 184H206V182H205ZM209 184V183H208ZM254 184V183H253ZM260 184V183H259ZM18 185V184H17ZM46 185V184H45ZM109 185H110V183H109ZM242 185V184H241ZM257 185V184H256ZM262 185H264V183L262 182ZM38 186V185H37ZM47 186V185H46ZM113 186V185H112ZM128 186V185H127ZM131 186V185H130ZM205 186V185H204ZM209 186V185H208ZM214 186V185H213ZM223 186V185H222ZM260 186V185H259ZM44 187V186H43ZM115 187V186H114ZM113 187V188H114ZM129 187V186H128ZM128 187H127V189H128ZM210 187V186H209ZM257 187H258V185H257ZM262 187V186H261ZM260 187V188H261ZM37 188H39V187H37ZM121 188V187H120ZM119 188V189H120ZM123 188V187H122ZM122 188H121V190H122ZM132 188V187H131ZM213 188V187H212ZM208 189V188H207ZM256 189V188H255ZM39 190V189H38ZM42 190V187H41V189H40V191ZM94 190V189H93ZM211 190V189H210ZM248 190V189H247ZM115 191H117V190H115ZM126 191V190H125ZM34 192V191H33ZM36 192V191H35ZM111 192V191H110ZM119 192V191H118ZM130 192V191H129ZM207 192V191H206ZM41 193V192H40ZM127 193V192H126ZM125 193V194H126ZM183 193V192H182ZM252 193V192H251ZM45 194V193H44ZM116 194V193H115ZM118 194V193H117ZM131 194V193H130ZM245 194V193H244ZM17 196V195H16ZM111 196V195H110ZM183 196V195H182ZM154 197V198H153ZM158 197V196H157ZM171 197V196H170ZM246 197V196H245ZM249 198V197H248ZM36 199V198H35ZM184 199V198H183ZM187 199V198H186ZM115 200H116V198H115ZM98 201V200H97ZM117 201V200H116ZM232 201V200H231ZM243 201V200H242ZM251 201H252V199H251ZM87 200H86V198L85 197H77V199H75V201H74V204H75V209H76V211L78 212L81 208H83V206H84V204L86 205L87 203ZM93 202H95V201H93ZM119 202V201H118ZM170 202V201H169ZM186 202V203H187ZM98 202H96V204H97ZM199 203V202H198ZM204 203V202H203ZM9 203L7 202V203H4L0 208H1V212L3 211H5L6 212V214L7 213H9V208H10V204L8 205ZM50 204V203H49ZM95 204V203H94ZM259 204V203H258ZM16 205V204H15ZM197 205V204H196ZM199 205V204H198ZM197 205V206H198ZM256 205V204H255ZM54 206V205H53ZM52 206V207H53ZM87 206V205H86ZM114 206H119V204L118 205H114ZM85 207V206H84ZM90 207V206H89ZM88 207V210H87V212L89 211L90 212V210H91V213H92V209H94V207H92L91 209ZM99 207V206H98ZM120 207V206H119ZM187 207V206H186ZM256 207V206H255ZM122 208V207H121ZM120 208V209H121ZM129 209L128 211H127V209ZM167 208V207H166ZM171 208V207H170ZM11 209V208H10ZM52 209V208H51ZM97 209V208H96ZM169 209V208H168ZM168 209L166 210V211H168ZM183 209V208H182ZM186 209V208H185ZM13 210V209H12ZM98 210H100V208L98 209ZM123 210V211H124ZM174 210V209H173ZM245 210V207H244V209H243V211ZM44 211V210H43ZM53 211V210H52ZM138 211V212H137ZM179 211V210H178ZM189 211H191V210H189ZM198 211V210H197ZM214 211V210H213ZM242 211V212H243ZM72 212V211H71ZM70 212V213H71ZM83 212V211H82ZM84 212H85V210H84ZM88 212V213H89ZM130 212H128L129 214H130ZM155 212V213H154ZM180 212V211H179ZM240 212V211H239ZM49 213H51L50 212V210H49ZM69 213V214H70ZM146 213V214H147ZM60 214V213H59ZM73 214V213H72ZM145 214V215H146ZM165 214V213H164ZM178 214V213H177ZM193 214V213H192ZM226 214V213H225ZM242 214V213H241ZM241 214H239V215H241ZM61 215V214H60ZM148 215V214H147ZM224 215V214H223ZM236 215H238V214H236ZM9 216V215H8ZM57 216H58V212H57ZM62 217L64 216V214L63 215H61ZM69 217H70V215H68ZM74 216H75V214H74ZM88 216H89V214H88ZM144 216V215H143ZM170 216V215H169ZM243 216V215H242ZM2 217V216H1ZM48 217H50V216H48ZM55 217V216H54ZM58 217H60V216H58ZM57 217V218H58ZM69 217H68V219H69ZM132 217V216H131ZM232 217V216H231ZM236 217V216H235ZM234 217V218H235ZM245 217V216H244ZM5 218V217H4ZM51 218V217H50ZM49 218V219H50ZM61 218V217H60ZM67 218V217H66ZM79 218V217H78ZM133 218H135V217H133ZM141 218V217H140ZM228 218V217H227ZM233 218V217H232ZM231 219V218H229V219H226L225 221H223V226H225V227H227L228 225H234V222L236 221V220H239V219H237V218H235V219ZM249 218V217H248ZM48 219V220H49ZM74 219V218H73ZM84 219V218H83ZM83 219H81V220H83ZM178 219H179V217H178ZM243 219V218H242ZM43 221V220H42ZM51 221V220H50ZM64 221V220H63ZM66 221V220H65ZM77 221V220H76ZM111 221V220H110ZM134 221V220H133ZM180 221V222H181ZM4 222V221H3ZM35 222V221H34ZM49 222V221H48ZM52 222V221H51ZM50 222V223H51ZM68 223H67V227H68V229H69V227H71V225H72V227H74V225H75V222L74 221H67ZM78 222V221H77ZM76 222V223H77ZM81 222V221H80ZM88 222H89V220H88ZM5 223V222H4ZM12 223V222H11ZM50 223H49V225H50ZM58 223V222H57ZM56 223V224H57ZM66 223V222H65ZM79 223V222H78ZM238 223V222H237ZM26 224V223H25ZM55 224V225H56ZM170 224V225H169ZM79 225V224H78ZM58 226V225H57ZM76 226V225H75ZM81 226V225H80ZM52 227H53V225H52ZM67 227H65V228H67ZM79 227V226H78ZM190 227V226H189ZM188 227V228H189ZM240 227V226H239ZM252 227V226H251ZM54 228V227H53ZM53 228H51V229H53ZM63 226H62V229H64L63 231H67V229H65ZM230 228V227H229ZM24 229V228H23ZM34 229V228H33ZM78 229V228H77ZM227 229V228H226ZM10 230V229H9ZM17 230V229H16ZM54 230V229H53ZM59 230H60V228H59ZM58 230V231H59ZM71 230V229H70ZM74 230V229H73ZM104 230V229H103ZM120 230V231H121ZM184 230H186V229H184ZM224 230V229H223ZM245 231V230H244ZM26 232V231H25ZM61 232V231H60ZM59 232V233H60ZM101 232H103V231H101ZM155 232V231H154ZM157 232V231H156ZM155 232V233H156ZM177 232V231H176ZM228 232V231H227ZM231 232V231H230ZM33 233V232H32ZM68 233H70V232H66L65 233V236L68 234ZM72 233V232H71ZM179 233V232H178ZM46 234V233H45ZM56 234V233H55ZM116 234V233H115ZM20 235V234H19ZM51 235V234H50ZM137 235V236H138ZM25 236V235H24ZM49 236V235H48ZM59 236V235H58ZM67 236H69V235H67ZM98 236V235H97ZM97 236H95V237H97ZM116 236H118L117 234H116ZM21 237V236H20ZM54 237V236H53ZM94 237V238H95ZM99 237V236H98ZM97 237V238H98ZM113 237H114V234H113ZM132 237H133V239H132ZM156 237H157V235H156ZM31 238V237H30ZM70 238V237H69ZM87 238V237H86ZM159 238V237H158ZM226 238V237H225ZM250 238V237H249ZM7 239H9V236H8V238ZM11 239V238H10ZM57 239H58V237H57ZM61 239V238H60ZM118 239V238H117ZM116 239V240H117ZM6 240V237L4 238H2V240L0 241V246L1 247H3L4 246V241ZM21 240V238L19 239V241ZM24 240H26V239H24ZM55 240H56V238H55ZM86 240V239H85ZM90 240V239H89ZM155 240V239H154ZM259 240V239H258ZM11 241V240H10ZM29 241V240H28ZM48 241V240H47ZM54 241V240H53ZM88 241V240H87ZM106 241H108V240H106ZM17 242H18V240H17ZM27 242V241H26ZM45 242V241H44ZM43 242V243H44ZM52 242V241H51ZM56 242V241H55ZM60 242V241H59ZM89 242V241H88ZM152 242V241H151ZM158 242V241H157ZM161 242L159 243L160 245H161ZM29 243V242H28ZM50 243V242H49ZM96 243V242H95ZM22 244V243H21ZM47 244V243H46ZM92 244H94V243H92ZM101 244V243H100ZM150 244H152V243H150ZM156 244V243H155ZM9 245H11V244H8V246L7 247H9ZM19 245V244H18ZM50 245V244H49ZM56 245V246H55ZM126 245V246H127ZM148 245H149V243H148ZM157 245V244H156ZM156 245H155V247H156ZM259 245H264V235L263 236H261V241H260V244ZM15 246V245H14ZM87 246H89V245H87ZM95 246V245H94ZM151 246V245H150ZM185 246V245H184ZM262 246H260V247H256L255 249H257V250H255V257L253 258V259H251V257H250V260H248L246 263H248V264H252V263H256V264H264V258H263V255H262V250H261V247ZM11 247V246H10ZM20 247H21V245H20ZM24 247V246H23ZM22 247V248H23ZM51 247H52V249H53V251H54V258L55 259H57V260H59V250H61V249H59L58 247H57V244H52V246H50V249H51ZM136 247V246H135ZM148 247V246H147ZM159 247V246H158ZM171 247V246H170ZM199 247V246H198ZM216 247V246H215ZM4 248V247H3ZM86 248V247H85ZM92 248V247H91ZM103 248V247H102ZM149 248V247H148ZM160 248V247H159ZM169 248V249H168ZM1 249V248H0ZM5 249V248H4ZM40 249V248H39ZM51 249V250H52ZM125 249V248H124ZM8 250V249H7ZM31 250V249H30ZM84 250V249H83ZM158 250V249H157ZM171 250V249H170ZM226 250V249H225ZM48 251V250H47ZM131 251V250H130ZM153 250H151V252H152ZM189 251V250H188ZM31 252V251H30ZM38 252V251H37ZM49 252V251H48ZM147 252V251H146ZM158 252V251H157ZM170 252V251H169ZM195 252V251H194ZM212 252V251H211ZM219 252V251H218ZM220 252H221V250H220ZM228 252V251H227ZM32 253V252H31ZM51 253H52V251H51ZM184 253V252H183ZM192 253V252H191ZM208 253V252H207ZM33 254V253H32ZM170 254V253H169ZM234 254V253H233ZM51 255V254H50ZM187 255H189V254H187ZM61 256V255H60ZM169 256V255H168ZM40 257V256H39ZM53 257V256H52ZM143 257V256H142ZM198 257V256H197ZM219 257V256H218ZM62 258V257H61ZM60 258V259H61ZM147 258V257H146ZM246 258V257H245ZM165 259V258H164ZM170 259V258H169ZM196 259V258H195ZM241 259V258H240ZM54 260V259H53ZM57 260H54V262L56 261L57 262ZM166 260V259H165ZM32 261V260H31ZM33 261H35V259H33ZM32 261V262H33ZM36 261H37V259H36ZM35 261V262H36ZM44 261V260H43ZM243 261V260H242ZM244 262V263H245ZM17 263V262H16ZM31 263V262H30ZM34 263V262H33ZM32 263V264H33ZM37 264H43L42 263V261L41 260H38L37 262H36ZM35 263V264H36ZM51 263V262H50ZM99 263V262H98ZM147 263V262H146ZM152 263V262H151ZM245 263V264H246ZM164 264V263H163ZM168 264V263H167ZM169 264H195V260L193 259V258H185V257H180V259H178V260H175V261H172V262H170ZM237 264V263H236Z\"/></svg>",
	"mask_w": 264,
	"mask_h": 264
}]
</instances>
